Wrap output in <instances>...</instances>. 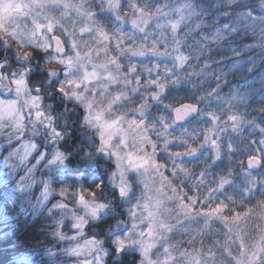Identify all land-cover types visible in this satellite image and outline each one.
<instances>
[{
  "label": "clouds",
  "instance_id": "clouds-1",
  "mask_svg": "<svg viewBox=\"0 0 264 264\" xmlns=\"http://www.w3.org/2000/svg\"><path fill=\"white\" fill-rule=\"evenodd\" d=\"M0 264H264V0H0Z\"/></svg>",
  "mask_w": 264,
  "mask_h": 264
}]
</instances>
